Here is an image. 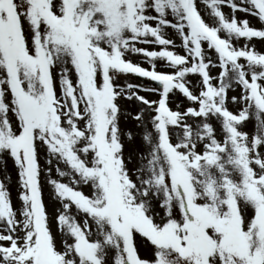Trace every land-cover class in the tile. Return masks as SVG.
Listing matches in <instances>:
<instances>
[{"label": "snow or ice", "instance_id": "6c2138e0", "mask_svg": "<svg viewBox=\"0 0 264 264\" xmlns=\"http://www.w3.org/2000/svg\"><path fill=\"white\" fill-rule=\"evenodd\" d=\"M199 3L0 0V264H264V0Z\"/></svg>", "mask_w": 264, "mask_h": 264}, {"label": "rangeland", "instance_id": "374dc122", "mask_svg": "<svg viewBox=\"0 0 264 264\" xmlns=\"http://www.w3.org/2000/svg\"><path fill=\"white\" fill-rule=\"evenodd\" d=\"M198 2V0H197ZM237 3H239V0H236ZM198 8L201 9L202 11V15L204 16L206 22H210L209 21V17L207 14H205L204 12V6L202 4H199L198 3ZM226 13L228 12V9L225 7L223 9ZM236 16L237 18H242V17H245L247 16V18L249 19L251 25L253 26H256L258 28H261V27H264V24H261L260 22H258V20L249 15V14H246L244 12H236ZM165 32V35L169 38H174L175 41H176V47H175V51L179 52V53H183V49L182 47H180V41H179V38L176 36L175 32L173 29H170V28H167L164 30ZM221 36H224V33L221 32L220 33ZM234 44H243L244 43V38H239L238 40H234L233 41ZM137 46H141V47H146L148 48L149 50L155 48L158 50V45H155V44H138ZM250 46H254L256 50L260 51V52H264V38H252L251 41H250ZM171 47V46H170ZM126 58L132 60L133 62H140L142 66L144 67H149V65L145 62V58L142 57V55L140 54H127L126 55ZM157 69L158 70H167V66L166 65H163L161 61H157ZM219 71L218 68H212V72L215 74ZM189 81H194L197 79L196 76H189L188 77ZM132 82V83H136V84H140L139 82L135 81L133 79V75L132 74H128L127 77L125 76H120L119 79L117 80V83H122V82ZM146 87H149V86H146ZM239 92V88H236L235 91H232L230 90L228 92V96L231 97L232 95H236L237 93ZM141 95H145L146 97L150 98V99H156L157 96L154 94V93H151V92H141L140 93ZM177 101H182L181 102V107H183L187 101L186 100H182V97L180 96L179 93H177V96L173 99V102L171 103V106L173 108L176 107V102ZM119 103L122 105V108H123V111L125 112L126 116H122L121 117V127L122 128H125V129H130L132 131V133L136 136V139H135V142H134V145L132 146H127L126 145V153L129 149V147H141V141H140V138H139V132H140V129L136 127V124H137V121L133 120L131 118V114H133L136 110H137V103L138 102H135V101H127V100H120ZM227 106L229 107L230 110H236L238 108V105H235L233 103H231V101L229 100L228 103H227ZM214 127H217L219 128L220 125L217 121L213 120L212 121ZM254 123L255 121L250 119L247 124L244 126V130L245 131H248L250 134L253 133L254 131ZM261 151H264V149H262ZM63 167V166H62ZM7 171L11 173L12 175V184H11V187H12V196H13V203L14 205H16L18 203L17 199H16V184H15V180H16V174H15V169L12 167V164H11V161L9 160L8 163H7ZM5 175V166L4 165H0V179H2ZM55 175V173H54ZM65 180H67V178H64ZM86 192L88 191L87 188L84 189ZM44 200H45V203L46 205L48 206V211L49 213H52L53 211V202L50 198V195H49V188L48 187H45L44 189ZM158 211H160V214L162 215L163 212L161 210L158 209ZM55 231V229H54ZM137 242L138 244H142V246L139 247V252H140V255L141 256H150L151 255V252H152V249L150 246L147 245L146 242H141L139 240V238H137ZM59 246V244H58Z\"/></svg>", "mask_w": 264, "mask_h": 264}]
</instances>
